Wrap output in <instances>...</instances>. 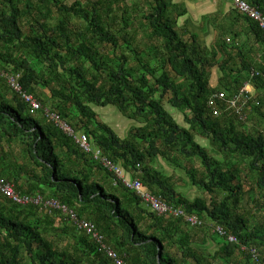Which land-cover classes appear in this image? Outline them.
<instances>
[{
	"label": "trees",
	"instance_id": "1",
	"mask_svg": "<svg viewBox=\"0 0 264 264\" xmlns=\"http://www.w3.org/2000/svg\"><path fill=\"white\" fill-rule=\"evenodd\" d=\"M245 1L264 16V0ZM29 3L0 0V178L21 195L54 198L78 220L95 225L101 243L125 264H259L251 249L264 263V223L255 224L249 212L238 213L245 195L250 202L259 195L262 202L255 213L264 211V133L252 126L256 118L261 119L256 125L264 122V51L259 63L252 61L234 43L238 34L226 27L218 42L206 46L187 21L178 29L177 20L188 11L174 0ZM231 14L264 49L258 25L235 8ZM26 16L27 34L21 22ZM227 36L229 43L223 39ZM232 51L240 57L236 69L227 68ZM215 65L224 74L218 89L209 85ZM169 69L180 83L171 79ZM9 76H18L22 92L41 105L36 114L11 89ZM245 81L255 93L246 104L238 101L240 113L226 111ZM222 91L228 94L218 103L221 113L214 116L207 101ZM168 95L170 105L184 113L187 128L164 109L162 100ZM92 106H112L143 126L121 139ZM45 109L57 113L76 134H84L103 157L139 178L152 195L202 224L191 226L183 218L147 211L133 191L113 183L114 175L92 152H84L46 118ZM195 136L206 139L211 150L199 145ZM174 152L191 164L198 160L202 170L190 167L185 174L209 201L181 196L166 175L145 162L148 155L169 161ZM217 226L236 243L208 232ZM192 232L198 233V242H192ZM209 235L218 244L214 254L205 246ZM173 246L181 259L168 254ZM237 255L240 259L233 263ZM0 264L114 261L67 214L17 205L0 193Z\"/></svg>",
	"mask_w": 264,
	"mask_h": 264
},
{
	"label": "built area",
	"instance_id": "2",
	"mask_svg": "<svg viewBox=\"0 0 264 264\" xmlns=\"http://www.w3.org/2000/svg\"><path fill=\"white\" fill-rule=\"evenodd\" d=\"M206 2L212 0H204ZM233 7L244 16L248 17L250 20L255 22L258 25V28L264 33V16L261 14L260 10L257 7L251 6L248 2L244 0H230ZM257 75V74H256ZM18 76H9L8 83L10 84L11 89L21 95V98L25 101V103L30 106V113L36 114L37 111L41 109V105L30 95H26L22 92L21 86L17 82ZM251 92L249 91V83L245 82L238 89V92L230 97L225 110H233L236 113H240V110L243 108L242 105H237L240 101L242 104H246L250 99ZM227 93L225 91L219 92L212 99L207 101L208 107L211 109L212 114L217 116L221 113L222 109L219 106V102H221ZM240 100V101H239ZM239 101V102H238ZM45 116L48 118L55 126L64 132L69 137H72L73 140L79 145V147L86 153L92 152V156L95 160H98L99 163L111 172L114 175L113 183H120L124 187L133 191L142 201V205L144 208L153 213L157 217H169L172 219H181L183 218L187 223L191 226H200L202 224L201 220L196 216L186 215L183 209L176 207L174 205L167 204L164 200L152 195L147 188H145L139 178H132L127 172H125L120 166L115 165L109 159L102 156L101 151L99 149H93L89 144L87 137L82 134H76L75 131L67 124L61 117L50 110L45 109ZM243 117V116H242ZM0 193L4 198H7L11 202L17 205H27L32 204L34 206H40L48 213L53 210L60 211L63 214H67L71 221L76 225V228L81 231H85L90 238L96 240L100 245V250H103L106 253V256L114 261V264H125L122 259H120L113 249L105 246L101 243L102 236L95 229V225L86 221V220H78L74 211L68 209L66 206L60 204L56 199L50 198L46 199L40 195L36 196H28L21 195L14 190L13 184L4 181L0 178ZM213 232L221 237H226L227 241L230 243H236V238L233 235H227L224 229L220 226L213 228ZM244 249V248H243ZM251 257L254 262L259 264H264L258 260L259 254L257 250L251 249L250 251Z\"/></svg>",
	"mask_w": 264,
	"mask_h": 264
},
{
	"label": "rangeland",
	"instance_id": "3",
	"mask_svg": "<svg viewBox=\"0 0 264 264\" xmlns=\"http://www.w3.org/2000/svg\"><path fill=\"white\" fill-rule=\"evenodd\" d=\"M74 1H80L81 3L85 4L87 0H63L65 5H70ZM134 1H138V0H134ZM37 2H38V0H30L29 5L30 6L36 5ZM183 2H184V0H174V3L183 5L188 11L187 15L184 16V18H180L177 20L178 29L180 30V27L182 25H185V21H187L188 27L193 32L194 31L198 32L199 37H201V34H200L201 28L203 26H205V23H206L205 20H204L205 21L204 22V21H201V19H203L204 13H206V6L211 5L212 2H211V4H206V3H203L204 1H202V0L201 1L200 0H192L190 2L191 4L189 3V7L187 6V4H185ZM231 12H232V9L230 10L228 15H225V17L220 16L219 18H211L208 20L210 22H213L214 21L213 19H223V21L219 22L218 24H220L224 27L227 25L226 19H229L226 17H228V16L233 17V14H231ZM21 22L23 24L24 33L27 34L28 29H29L30 19H28L26 16V17L21 19ZM54 22H55L54 24L57 23L56 21H54ZM74 22L79 24L78 21H74ZM215 22H217V21H215ZM219 26H218V29H219ZM202 38L204 40L203 41L204 44H206V46H208V47H210L212 44H214L215 40L217 39V37L211 38L210 36L209 37L205 36ZM223 39H225L227 42L228 36L224 37ZM227 43H229V42H227ZM251 49H252V47H250V44H249L250 54H249V51H246V49H242V51H243L244 55L249 56L252 61H256V63H259L260 62L259 57H260L262 51H264L263 48L255 46L254 49H252V50ZM102 50L107 51V48L102 47ZM228 52H230V51H228ZM231 57H233V60L227 66V68L236 69L237 67H239L240 57L238 55H236V53L233 51L231 52ZM224 59L225 58H220V61H222ZM169 71H170V69H169ZM170 77L176 83L181 82V80L179 78H177L172 71H170ZM222 78H223L222 73L219 70V67L215 65L211 69V76H210V81H209V85L211 86V88H213V89L217 88L218 89L221 86V79ZM214 79L216 82L218 81L216 86L213 84ZM43 93L47 95L46 90H43ZM169 98H170V96L168 95L162 100V105H163L164 109L172 117V119L176 122V124L181 125V127L187 128L188 125L185 122L184 113L178 111L176 108H173L169 103ZM92 109L98 115V119L100 121H102L103 123L107 124L110 128H112L113 131L121 139L127 138L128 132L132 128L143 126V124L140 121H133V120H129V119L123 117V115L119 114L118 111L112 106H107L104 108H98V107L92 106ZM260 120H259V118H256L254 120V123L252 126H255V129H257V132L260 131V132L264 133V122L260 123L259 125L258 124L256 125V123ZM195 140H196V142H198L199 145L207 148L208 150H211V146L206 139H203L199 136H195ZM170 157H171V160L168 161L159 155H155L153 157H151V155H148L145 162L149 167H151L155 170H158L162 174L166 175L170 179V181L173 183V188L181 196H184L189 200H194L197 197H204L207 201H209V196L207 194L203 195L202 192L199 191V189L194 187L190 183L187 175L185 174V170L190 168V167H194L199 171L202 170L198 160H196L193 164H191V163L187 162L186 160H184V158L181 157L177 152L171 153ZM173 160H177V163H173ZM107 188H109V186H107ZM217 198L220 199L221 195L218 194ZM261 202L262 201H261L259 195L256 196L255 202H250L248 196L245 195L244 201L241 203V206L239 207L238 213L241 215L242 214L244 215L247 212H249V215H252V217L254 218L255 224L263 225V223H264V215H263L264 211H260L259 213H255L256 208L260 209L258 204ZM144 223L145 222L142 223L143 226H144ZM208 232L212 233L213 229L211 231H208ZM196 234H198V233L192 232V242H198L199 241V238H196V236H195ZM203 236L204 235L201 234L200 239ZM205 246L208 249V251L210 252V254H214V252L218 249V244L216 243V241H213V239L210 235L208 236V238H206ZM167 252L171 257L173 256L174 258H176L178 260L181 259L180 253L177 251L176 246L169 248ZM232 259H234V257ZM239 259H240V256L237 255L235 257V259L233 260V263H235V260L239 261ZM126 263L128 264V262H126Z\"/></svg>",
	"mask_w": 264,
	"mask_h": 264
},
{
	"label": "crops",
	"instance_id": "4",
	"mask_svg": "<svg viewBox=\"0 0 264 264\" xmlns=\"http://www.w3.org/2000/svg\"><path fill=\"white\" fill-rule=\"evenodd\" d=\"M191 1L192 0H184L183 3L187 4V6L189 7V3ZM211 2H212V4H211ZM203 3L211 4L209 6H206V13H204V17H207V16H211V18H219L220 16L225 17V15H228L230 10L233 9L232 3L230 0H213L210 2L204 1ZM204 17H203V19H201V21L205 20L206 23H205V26H203L201 28V31H200L201 37H199L200 41H202V42L204 41L202 37H205V36L209 37L210 36L211 38L217 37V39L215 40L214 43L218 42L220 40V38H219L220 34L219 33L221 32L222 29H224L226 27V29L232 28L238 34V37L235 38V42H234L236 45H238V47H240V48L242 47V48L246 49V51L249 50V44H250V47H253V46L258 47V45L254 42L252 36L249 35L248 30H246V28H245L246 25L244 24V22H242L238 19H232V17L228 16V17H226V18H229V19H226L227 25L223 27L222 25L218 24L219 22H222L223 19H213L214 21L210 22L208 19H204ZM215 21H217V22H215ZM218 26H219V29H218ZM196 33L199 35L198 32H196ZM227 42H228V39H227ZM212 45H214V44H212ZM221 58H223V55L221 56ZM222 77H224L223 73H222ZM215 82L216 81L214 79L213 84L216 86L218 81L216 83ZM219 88H221V86ZM249 91L253 94L255 93V90L252 88V85L250 83H249ZM226 93L228 94L227 91H226Z\"/></svg>",
	"mask_w": 264,
	"mask_h": 264
},
{
	"label": "water",
	"instance_id": "5",
	"mask_svg": "<svg viewBox=\"0 0 264 264\" xmlns=\"http://www.w3.org/2000/svg\"><path fill=\"white\" fill-rule=\"evenodd\" d=\"M159 249H160V245H158ZM160 258V254L158 255V259Z\"/></svg>",
	"mask_w": 264,
	"mask_h": 264
},
{
	"label": "clouds",
	"instance_id": "6",
	"mask_svg": "<svg viewBox=\"0 0 264 264\" xmlns=\"http://www.w3.org/2000/svg\"><path fill=\"white\" fill-rule=\"evenodd\" d=\"M202 1H204V0H202ZM213 1V0H212ZM245 1V0H244ZM206 2V1H205ZM210 2V1H209ZM232 8L234 9V7H233V5H232ZM140 180V179H139ZM146 188V187H145Z\"/></svg>",
	"mask_w": 264,
	"mask_h": 264
}]
</instances>
